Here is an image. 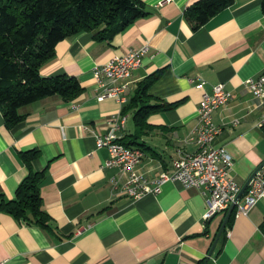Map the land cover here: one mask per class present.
I'll return each mask as SVG.
<instances>
[{"label":"crops","instance_id":"0c3cea01","mask_svg":"<svg viewBox=\"0 0 264 264\" xmlns=\"http://www.w3.org/2000/svg\"><path fill=\"white\" fill-rule=\"evenodd\" d=\"M192 1L143 0L149 13L109 41L93 38L90 31L61 39L40 73L75 76L82 90L69 100L55 94L21 106L23 118L12 127L5 126L0 110V196L13 198L27 173L20 152L36 148L32 165L45 169L40 195L49 216L43 227L19 222L0 207V260L5 264H196L201 259L203 264H264V198L246 215L225 222L208 256L224 213L203 219L206 194L167 181L157 194L114 195L109 178L116 170L104 165L107 148L95 146L93 132H103L105 117L123 104L107 96L97 99L102 90L93 66L129 47L147 45L128 77L127 101L137 83L158 69L162 72L149 94L181 100L150 113L142 130L132 113H125L124 127L116 133L141 145L142 170L153 176L170 167L177 150H197L192 134L198 103L217 82L232 98L213 111L214 123L221 126L213 145L232 155L231 174L241 185L264 159V129L258 125L264 105L243 83L264 70L260 0H233L196 30L182 15Z\"/></svg>","mask_w":264,"mask_h":264},{"label":"trees","instance_id":"16d2710c","mask_svg":"<svg viewBox=\"0 0 264 264\" xmlns=\"http://www.w3.org/2000/svg\"><path fill=\"white\" fill-rule=\"evenodd\" d=\"M232 1L193 0L184 7L182 15L196 30ZM260 5L264 12V0H260ZM148 13L143 0H0V110L5 126L12 127L23 118L19 112L23 105L55 94L69 100L82 90L75 76L40 73L41 66L54 56L58 41L81 31H90L97 40L109 41L134 19ZM161 72L158 69L142 78L122 105L121 113L131 112L140 130L147 126L150 113L174 107L181 100L171 102L149 94L150 85ZM120 142L134 146L136 141L121 137ZM37 153L36 148L20 152L27 173L17 184L13 198L0 196V207L19 222L47 227L49 216L40 195L45 169L37 170L32 165ZM232 216L233 209L226 223ZM260 229L264 234V216ZM203 260L196 264H203Z\"/></svg>","mask_w":264,"mask_h":264},{"label":"built area","instance_id":"2783aa9c","mask_svg":"<svg viewBox=\"0 0 264 264\" xmlns=\"http://www.w3.org/2000/svg\"><path fill=\"white\" fill-rule=\"evenodd\" d=\"M147 45L138 48L129 47L122 54H114L107 61L95 64L92 68L93 78L102 92L97 99L112 97L119 104L127 100L126 88L132 69L138 67ZM243 83L264 105V70L257 76L243 80ZM202 81L196 86H201ZM232 98L230 90L223 82L212 85L210 91H204L196 110L197 123L193 139L197 144L194 152L177 150L171 159L170 167L149 176L139 166L144 151L138 146H127L120 142V131L125 124L126 115L120 111L105 117L103 132H93L96 148L106 147L109 153L104 165L115 168L110 176L111 193L136 198L146 193L157 194L164 182L177 181L183 187L198 188L207 195V208L203 219L207 220L217 213H225L228 206L234 203L233 215H246L257 202L264 198V164L248 181L243 193L236 199L241 188L231 174L232 155L223 146H214L213 140L221 131V126L214 123L213 111ZM236 122V120H234ZM264 125V115L258 122ZM0 264H5L0 260Z\"/></svg>","mask_w":264,"mask_h":264},{"label":"water","instance_id":"95a60500","mask_svg":"<svg viewBox=\"0 0 264 264\" xmlns=\"http://www.w3.org/2000/svg\"><path fill=\"white\" fill-rule=\"evenodd\" d=\"M263 164H264V159H263V160H262V161L256 166V168H255V169L250 173V175L247 177V179L245 180V182L241 185V188H240V190H239V192H238V194H237L236 199H237V198L243 193V191H244V189L246 188V186H247L248 181L250 180V178L254 175V173H255V172H256V171H257V170H258ZM233 207H234V203H231V204L228 206L227 210L225 211V213H224V217H223V219H222V222H221V224H220V226H219V228H218V230H217V232H216L214 242H213L212 246L210 247V249H209V251H208V254H207L208 256L211 254V252H212V250H213V247H214V245H215V243H216V241H217V239H218V236L220 235L222 229L224 228V226H225V222H226V220H227L229 214L231 213Z\"/></svg>","mask_w":264,"mask_h":264},{"label":"rangeland","instance_id":"374dc122","mask_svg":"<svg viewBox=\"0 0 264 264\" xmlns=\"http://www.w3.org/2000/svg\"><path fill=\"white\" fill-rule=\"evenodd\" d=\"M131 118V117H130ZM129 121H131V119H129Z\"/></svg>","mask_w":264,"mask_h":264}]
</instances>
